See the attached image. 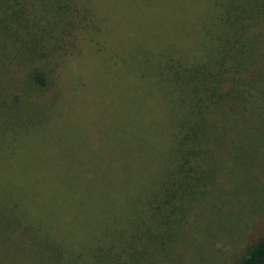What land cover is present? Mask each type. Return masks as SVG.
Masks as SVG:
<instances>
[{
  "label": "trees",
  "instance_id": "trees-1",
  "mask_svg": "<svg viewBox=\"0 0 264 264\" xmlns=\"http://www.w3.org/2000/svg\"><path fill=\"white\" fill-rule=\"evenodd\" d=\"M192 4L195 47L139 50L141 84L161 109L157 166L146 184L106 198L110 222L94 232L93 264H211L215 236L236 242L264 220L241 230L246 214L231 211L239 193L244 204L264 183V0ZM100 14L91 0H0V149L54 121L59 67ZM3 199L5 220L18 203ZM6 222L27 230L15 215ZM234 264H264V235Z\"/></svg>",
  "mask_w": 264,
  "mask_h": 264
},
{
  "label": "rangeland",
  "instance_id": "rangeland-1",
  "mask_svg": "<svg viewBox=\"0 0 264 264\" xmlns=\"http://www.w3.org/2000/svg\"><path fill=\"white\" fill-rule=\"evenodd\" d=\"M91 1L102 16H93L59 67L60 112L39 135L0 149V199L18 203L0 218V264H93L94 232L110 222L106 198L146 184L157 166L158 94L153 86L144 89L135 64L144 47L159 51L173 41L195 47L190 40L199 17L191 16L195 5ZM259 187L244 204L237 195L231 211L246 214L241 230L264 215V183ZM14 215L27 230L9 226L6 220ZM263 235L264 220L236 242L215 236L207 246L215 259L211 264H234Z\"/></svg>",
  "mask_w": 264,
  "mask_h": 264
}]
</instances>
